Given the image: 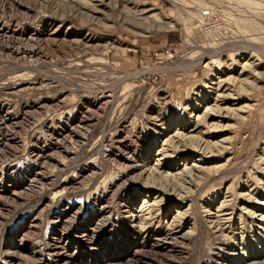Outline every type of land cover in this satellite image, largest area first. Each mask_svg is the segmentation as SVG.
I'll return each instance as SVG.
<instances>
[{
  "label": "rangeland",
  "instance_id": "rangeland-1",
  "mask_svg": "<svg viewBox=\"0 0 264 264\" xmlns=\"http://www.w3.org/2000/svg\"><path fill=\"white\" fill-rule=\"evenodd\" d=\"M0 264H264V0H0Z\"/></svg>",
  "mask_w": 264,
  "mask_h": 264
},
{
  "label": "bare ground",
  "instance_id": "bare-ground-1",
  "mask_svg": "<svg viewBox=\"0 0 264 264\" xmlns=\"http://www.w3.org/2000/svg\"><path fill=\"white\" fill-rule=\"evenodd\" d=\"M137 9V8H136ZM135 9V11L134 12H132L131 13V15L134 17V19H138L139 21H141V22H157L158 24H161V23H159L161 20H159V13H156V14H154V13H151V14H149V15H146V16H143V17H141L140 15H143V13L144 12H142V11H140L141 12V14L140 13H138L139 11H138V9L136 10ZM139 10H141V9H139ZM128 15H130V14H128ZM162 22V21H161ZM164 24V23H163ZM208 63H210V64H212V60H210ZM207 111V110H206ZM208 111H210V110H208ZM211 113L209 112H206V114H205V116L207 117V116H209ZM202 118V117H201ZM200 119V118H199ZM197 120V119H196ZM180 121L181 120H179L178 119V122H177V124H180ZM187 123V122H186ZM181 125V124H180ZM198 126H199V124L196 126V128H198ZM166 129L167 128H164V131H166ZM161 134V133H160ZM183 137V136H182ZM168 139V138H167ZM181 139V138H180ZM179 140V139H178ZM184 140V139H183ZM182 141V140H181ZM180 143V141H178V143H177V145H175V146H179V145H181V144H179ZM155 144V143H154ZM154 146V145H153ZM176 148V147H175ZM185 148V147H184ZM165 148L163 147L162 149H161V156H162V159L163 158H165L166 156H167V154H166V149L164 150ZM183 151V150H182ZM160 156V157H161ZM171 165V164H170ZM161 166V161L158 163V165H157V169L159 168ZM160 173V172H159ZM151 175V174H150ZM147 201V200H146ZM148 202V201H147ZM146 204V203H145ZM259 215H260V213H259ZM242 255L243 256H247V251H245L244 250V253H242ZM245 258V257H244Z\"/></svg>",
  "mask_w": 264,
  "mask_h": 264
},
{
  "label": "built area",
  "instance_id": "built-area-1",
  "mask_svg": "<svg viewBox=\"0 0 264 264\" xmlns=\"http://www.w3.org/2000/svg\"><path fill=\"white\" fill-rule=\"evenodd\" d=\"M208 13H209V12H208ZM208 13H207V14H208ZM211 27H212V26H211L210 24L207 26V29L210 28V29L208 30V32H213V31H215L216 28H213V27H214V26H213V27H212L213 29H212ZM162 54H163V53H162ZM164 54H167V55H168V54H169V50H164ZM167 55H166V56H167Z\"/></svg>",
  "mask_w": 264,
  "mask_h": 264
}]
</instances>
